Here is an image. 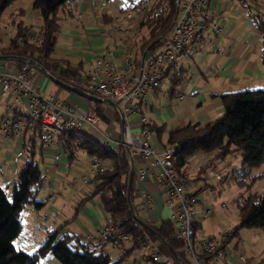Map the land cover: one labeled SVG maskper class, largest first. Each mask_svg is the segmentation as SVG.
Instances as JSON below:
<instances>
[{
	"label": "built area",
	"instance_id": "1",
	"mask_svg": "<svg viewBox=\"0 0 264 264\" xmlns=\"http://www.w3.org/2000/svg\"><path fill=\"white\" fill-rule=\"evenodd\" d=\"M152 0H127L116 16V30L126 33L132 26L129 21L141 16ZM211 0H177V10L170 23L162 42L155 48L146 49L137 60H133L132 51L126 52L124 65L118 68L113 62V55L109 51V58H97L95 65L87 67L88 82L70 83L78 90L96 95L112 109L123 121L122 131L119 136L112 138L98 129L99 115L94 99L86 107L71 105L46 96L36 84L34 78L38 73L37 68L30 65L21 56L3 53L0 44V95L6 96L5 109L11 110L12 115H2L0 118V134L6 138L11 134H20L23 126L39 123L43 129L40 134V147L49 150L54 142L57 132H68L79 129L83 124L94 128L98 139L103 146L113 152L125 149L132 160L148 161L145 167L133 168L136 183L147 181L148 175L154 166L160 168L156 179L163 183V204L168 209L167 219L172 226V236L181 242L180 253L172 250L164 253L156 241L144 231L141 224L134 234L121 232L118 225L108 214L105 222L95 231H84L82 238L105 243L122 251L134 248H146V259L150 264H250L251 260L245 254H236L233 257L227 253V243L232 238L235 225L229 223L226 231L220 237L197 236V211L204 219L213 215V211L203 201L202 195L193 188V179L189 173L177 174L173 166L174 151L169 147L155 151L149 142L150 130L148 120L141 113L142 105L147 101V91L156 89L160 82L167 76L168 66L179 57H191L198 54V45L205 40L212 45L214 39L221 33V23L214 19L210 10ZM40 27L30 28L26 34L29 42L40 41ZM11 25L0 27V39L14 38ZM208 35V36H207ZM207 36V37H206ZM20 44V38L16 39ZM47 73L49 71L46 70ZM50 74V73H49ZM25 106L26 113L21 112L19 106ZM138 115L140 129L131 131L127 121L128 115ZM22 116V118H20ZM54 161L60 158V153L53 152ZM210 163V160L207 162ZM207 166V165H205ZM108 167L105 160L91 157L89 164L90 174H100ZM213 180H222L223 174L215 168ZM232 177L241 175V171L232 169L226 174ZM205 174V171H204ZM207 178V177H205ZM85 186L84 195H90L97 182L93 178L83 176L81 179ZM212 180V178H210ZM140 206L144 213L152 211L151 195L143 189L139 190ZM221 208H224L222 204ZM148 219V218H147ZM149 220V219H148Z\"/></svg>",
	"mask_w": 264,
	"mask_h": 264
},
{
	"label": "trees",
	"instance_id": "2",
	"mask_svg": "<svg viewBox=\"0 0 264 264\" xmlns=\"http://www.w3.org/2000/svg\"><path fill=\"white\" fill-rule=\"evenodd\" d=\"M13 1L15 0H0V14ZM75 1L32 0V9L37 10L40 16V41L29 42L26 34L31 26H24L19 22L14 27L16 31L14 38H11L8 46L3 47V53L30 58L49 71L50 75L66 84H70V81L78 82L83 73L81 66L51 56L60 29L61 14L72 15ZM176 10L177 0H152L144 9L136 29L126 39L127 50L132 51L133 60H136L144 50L155 48L162 42ZM250 15L264 36V18L256 11L250 12ZM17 38H20V44H17ZM181 74L180 71L171 79L178 77V80L184 81L186 76H180ZM220 100L223 111L219 116L204 122L191 121L168 131L165 147L174 151L173 166L177 174L188 171V157L197 150L204 154L213 153L219 158L238 152L241 155L243 169L240 181L243 173L251 167L264 164V90L230 91L220 95ZM96 103L97 113L102 115L99 102ZM147 127L150 132L155 131L158 135L162 131V127L154 128L149 123ZM42 129L37 122L31 125L30 143L23 147L25 160L18 168L14 180L6 184L8 187L10 185L9 197L0 186V264H39L40 259L48 253H51L57 264H120L121 257L112 259L103 245L84 239L81 235L63 231L61 226L48 232L32 252L13 244L22 230V214L26 207L31 206L39 211L45 205V201L38 198L44 174L35 158V140H32L34 136L39 139ZM26 131L27 127L24 128V132ZM55 141L59 143L64 153H68L69 158H72L79 149H83L89 156L107 162L108 167L92 177L97 182L93 194L99 195L104 212L115 221L119 220L118 227L121 232L134 234L141 224L144 231L157 242L162 252L170 253L175 250L185 258L179 249L181 242L172 236L170 221L168 219L150 221L144 215H140L142 209H139V213L136 204L133 203L131 197L135 190V173L131 169L125 149L113 152L103 146L96 136L81 128L57 132ZM129 180L130 187L127 191ZM238 211L239 225L234 227L231 237H235L238 227L264 229V191L243 198L238 203Z\"/></svg>",
	"mask_w": 264,
	"mask_h": 264
},
{
	"label": "crops",
	"instance_id": "3",
	"mask_svg": "<svg viewBox=\"0 0 264 264\" xmlns=\"http://www.w3.org/2000/svg\"><path fill=\"white\" fill-rule=\"evenodd\" d=\"M126 1L127 0H123L121 4L118 3L117 5L114 0H76L74 2L76 5L73 8L72 15L67 16L61 14L60 29L51 56L55 59H62L68 61L70 64L81 66L83 73L80 76V80L78 82L70 81V83L80 84L90 81L87 70L88 65H95V60L97 58H109V51L112 53L113 62L118 68L124 65L126 52L129 51L127 50L128 41H126V39L133 33V30L121 33L116 30L115 27L117 22L116 16ZM228 5L229 3L227 0H211L209 8L214 13V19L221 23L222 31L220 35L214 39L211 46L208 45L205 40L199 43V52L192 59L195 67L193 73L189 74L188 70L184 68L183 62H181L182 60H179L185 57H179L169 67L167 76L163 79L166 80V91L162 90L160 86L156 89H149L147 91V101L142 105L141 113L147 118L148 123L152 127H162V131L158 135V140L163 148L165 145H163L162 140L164 139L166 141L169 130L182 127L191 121L204 122L219 116L223 111L220 95L232 91L231 88L235 86L239 87L240 84L246 86L245 82L250 81V78H254L255 81H264V55L262 54L260 56L258 52L259 44L257 41H254V38L260 37L261 33L257 28L251 26L249 20H247V18L245 19L246 16L244 17V25L240 27L235 23L225 22L222 15L224 9L228 8ZM112 9H114V13L111 12ZM231 11L237 12L235 7H232ZM242 11H244V9L240 10L238 13ZM33 13L39 17V23H37V25H25L20 21L22 25L31 26V28L40 27L39 13L37 10H33ZM12 30L15 35V29L12 28ZM7 43V39H0V44L2 46L5 47ZM140 56L141 55H139L136 60ZM189 66L190 65H188V68ZM180 71L182 73L180 76H186L184 81L178 80L179 78L175 76L174 79H171L174 74ZM46 78H48L46 75L38 72L34 80L39 87V84H42L48 88L49 84ZM57 85L68 90V93L63 95V99L58 98V94H61L59 90L53 93L54 95L51 92V95L46 96H54L62 102L82 107H86L88 103H90L89 101L91 98L88 96L97 97L96 95L86 92L82 94L74 89L75 86L72 85L66 86L65 84H58V82ZM1 97L5 98L7 101L6 96L0 95V98ZM96 101L99 102V109H101L102 113V115L98 114V122L100 121L103 124V129L101 131L112 138L119 136L124 124L123 121L112 109L110 104L102 100H95V103ZM5 103L6 102H0V118L3 115L2 111L5 109ZM21 106H19L20 111L25 112L21 109ZM96 106H98L97 103ZM110 114L114 116L116 123L111 122L108 116ZM20 118H22V116H20ZM126 119L131 131H139L140 124L138 122V115L131 114L128 115ZM26 127L27 133L24 132L25 126H23L22 132L18 135L11 134L6 138H2L0 134V174H3L4 169H7L6 171L9 173L10 171H14L18 162L20 161L22 164L25 160L23 147H26V145L30 143L29 138L31 136V126ZM87 132L90 133L89 131ZM152 133L153 131H151L149 138L151 147L152 142L150 139ZM96 137L98 138V136ZM32 140H35L34 146L39 142V147H35V156L39 155L52 159L51 161H53L54 165L51 167V170L48 171H54L58 167L65 172L66 167L64 168V165L62 167L58 165V161L62 157L61 154H65L58 142H53L49 150L44 151L40 147L39 139L36 140L34 136ZM163 148L153 149L159 152L163 150ZM53 152L60 153V158L57 161H54L51 155ZM208 154L211 153H203V159L206 165H212V161H210L209 164L207 163L208 160L211 159ZM193 156L191 155L188 157V163H190V160L193 161L196 157ZM16 159L18 162L15 161ZM90 159L91 156H88V167ZM148 161L149 159L143 161L135 158L132 160V163L130 161V166L133 168L145 167ZM67 162L68 166H70L71 162L69 159ZM214 168L217 167L214 166ZM187 172H189V169ZM159 173L160 168L154 166L152 172L148 175L147 181L142 183H136L135 181V190L131 197L132 201H137L138 203L136 204L140 206L141 199L139 190H146L151 195L152 211L149 214L144 213V211L143 213L146 218L154 222L167 219L168 214V209L163 204L165 196L163 183L156 179ZM10 179L14 180V177ZM68 181L72 185L77 183V179L72 176H68ZM81 184L82 186H79L78 190H75L71 207L76 212L78 218H76V215H71L72 219L69 217V210L65 209L66 207L63 200L58 198L62 195L60 192L53 195L48 194L45 199H41L45 201V205L39 211L33 209V220L37 221L38 218L40 219V217H42L46 224L51 222V225L42 226V224H40L42 229L40 226L39 228L36 224H32L34 228L32 238L30 240L28 239L29 248L34 250L44 240L48 232L58 226H61L63 231L82 235L84 231H95L104 224L106 213L102 209L97 194H93L92 192L90 195H84L85 186L82 180ZM43 187L44 185H42L41 189ZM199 194L202 195L201 192ZM199 217L203 219L201 216ZM209 219L212 224L215 222L214 212ZM196 221L198 228L201 229L202 224L200 221ZM35 227H38L40 231H37ZM234 247H236V245ZM47 262L50 264H57L49 257Z\"/></svg>",
	"mask_w": 264,
	"mask_h": 264
},
{
	"label": "rangeland",
	"instance_id": "4",
	"mask_svg": "<svg viewBox=\"0 0 264 264\" xmlns=\"http://www.w3.org/2000/svg\"><path fill=\"white\" fill-rule=\"evenodd\" d=\"M114 2L118 5V3L121 4L123 0H114ZM227 2L229 3L228 8L224 9L222 15V18L227 23H235L240 27L241 25H244V17L246 16L245 19L247 18V20H249L251 26L253 28H257V24L251 18L250 12L256 11L262 18H264L263 0H227ZM31 3L32 0L13 1L0 14V27L4 25H11V28H14L20 21H22L25 25H37V23H39V17L33 13ZM232 7H235L237 12L231 11ZM242 9H244V11L238 13ZM111 12L114 13V9H112ZM139 18L133 19L132 21L128 22L129 25L132 26L131 30L136 29ZM117 24L120 23L116 22V25ZM254 39V41H257L259 44L258 52L260 56L262 54L264 55V36L261 35L260 37ZM179 60H182L181 62H183V66L188 70L189 74L193 73L195 67L191 57H185ZM188 65H190L189 68ZM249 80L250 81L245 82L246 86H244V84H240L239 87L235 86L231 88L232 91L244 89L264 90V81H255L254 78H250ZM46 81L49 84L50 88L39 84L42 92L45 95H51V92L53 94L59 90L61 91V94H58V98L63 99V95H66L68 93V90L66 88L57 85V82H55L54 80L46 78ZM159 86L162 90L166 91V80L161 81ZM0 102H6V99L1 97ZM21 109L25 111V114V106L22 105ZM2 114L12 115V111L3 109ZM108 116L111 119V122L116 123L115 118L112 114ZM97 127L99 130H102L103 124L99 121ZM82 129L89 131L95 136L99 135V133L94 128L90 127L87 124H83ZM36 140L38 139L36 138ZM150 140L152 142L153 148H163L158 140V134L155 131H153ZM162 143L163 145H165L164 139L162 140ZM35 147H39V142H37V145ZM61 155L62 157L58 161V165L60 167L64 165V168L66 167L65 172H63L62 169L58 167L54 171H48L51 170V167L54 165L53 161H51L52 159L41 157L39 155L35 156L36 160H38L39 167L45 177L43 179L44 187L40 190L38 198L45 199L48 194L53 195L57 192H60L62 195L58 198L63 200L66 207L65 209L69 210L68 215L72 219L71 215H76V212L71 208L72 198L75 194V190H78V187L82 186L81 179L83 178V176L92 178L93 175L89 172V167L87 165L89 155L85 150L79 149L72 158H69L68 153ZM193 155L196 157L193 159V161L190 160V163H188V169L190 173L187 171L186 172L189 173L191 175V178L193 179L194 190H200L203 196V201L208 204V207L215 214V222L212 224L209 219L210 216L205 219H201L199 217L200 214L197 211L196 220L200 221V223L202 224L201 229L198 228L196 230L197 236L220 237L226 231L229 223H233L235 226L239 225L238 203L241 202L243 198H246L252 194H260L264 191V164L251 167L247 172L243 173V176L241 178L242 180L240 181L239 179L241 175L232 177L230 173L226 174L232 169H237L239 171L243 170L241 164V155L238 152L233 155H228L224 158H219L213 155V153L208 154V156L211 158L210 161H212L213 164L207 166H204L206 165V162L204 161L203 153L200 150H197ZM68 159L71 162L70 166H68L67 164ZM15 161L18 162L17 159ZM20 165L21 162L19 161L14 171H10L9 173L6 171L7 169H4V172L6 173L3 172V174H0V186L5 189L8 197L10 193V185L8 187L6 184L12 181L10 179L11 177L15 178ZM214 166L217 167V169L223 174L222 180H213V177L216 173ZM68 176L75 177L77 179V183H74L72 185L68 181ZM210 178H212V180H210ZM97 198L100 201L98 194ZM133 202L135 204L138 203L135 200H133ZM222 203L224 204L223 209L221 208ZM136 206L140 213L139 209L141 207L137 204ZM140 215H144L143 211H141ZM33 216V208L31 206H27L24 210V213L22 214V230L18 237H16L13 241V244L16 247L25 249L28 252H32V248H29L28 246V239L30 240L33 236L32 234L34 227L32 226V224H36L41 228L43 225H51V222H48L46 224L42 217H40V219L38 218L37 221H34ZM76 218H78L77 215ZM40 224H42V226ZM38 227L35 228L37 229V231H40V227ZM235 245L236 247H234ZM104 250L110 255L112 259L121 257L120 264H150L149 260L146 259V248H134L122 251L112 247L108 243H105ZM226 251L231 257L236 254H245L250 258V264H264V229L259 227H238L235 237H232L228 241ZM46 256L40 259L39 264H50L47 262L48 257L56 262L51 253H48Z\"/></svg>",
	"mask_w": 264,
	"mask_h": 264
},
{
	"label": "water",
	"instance_id": "5",
	"mask_svg": "<svg viewBox=\"0 0 264 264\" xmlns=\"http://www.w3.org/2000/svg\"><path fill=\"white\" fill-rule=\"evenodd\" d=\"M21 59L23 60H26L30 65L34 66L35 68H37L38 72L46 75L48 78L54 80L55 82H58L60 84H65L66 86H69V84L67 85L66 83L64 82H61L60 80L56 79L54 76L50 75L49 73L46 72V70L41 67L40 65H38L34 60L30 59V58H27V57H20ZM74 88V87H73ZM76 89L77 91H79L80 93L83 94L82 91L78 90L77 88H74ZM85 95V94H84ZM89 98L91 99H94V100H101L100 98L98 97H94V96H88ZM129 187H130V180H129V183H128V186H127V191H129Z\"/></svg>",
	"mask_w": 264,
	"mask_h": 264
}]
</instances>
